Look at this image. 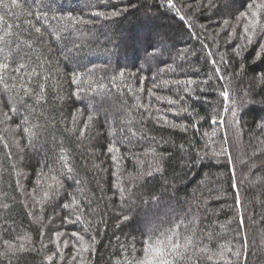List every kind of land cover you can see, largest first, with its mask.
Listing matches in <instances>:
<instances>
[{
	"label": "trees",
	"instance_id": "trees-1",
	"mask_svg": "<svg viewBox=\"0 0 264 264\" xmlns=\"http://www.w3.org/2000/svg\"><path fill=\"white\" fill-rule=\"evenodd\" d=\"M6 2L0 264H264V0Z\"/></svg>",
	"mask_w": 264,
	"mask_h": 264
},
{
	"label": "snow or ice",
	"instance_id": "snow-or-ice-1",
	"mask_svg": "<svg viewBox=\"0 0 264 264\" xmlns=\"http://www.w3.org/2000/svg\"><path fill=\"white\" fill-rule=\"evenodd\" d=\"M209 2H211V0H209ZM11 6L12 7H19V5L17 4V0H11ZM169 6L171 7H175L174 4H172V0H169ZM10 5L9 3L6 2V0H0V8H9ZM255 11H252L250 13L251 17H252V20L249 21V24L247 27H245L244 31H245V39L247 40L248 43H251L253 38L255 37V29L257 28L258 25H260V20H259V16H260V9H264V3H261V4H258V5H255ZM94 15H98V16H101V17H104L105 19H110L114 16H118L120 15V12L119 11H113V12H109V13H104V12H96L94 13ZM249 14H245V18L247 19V16ZM0 19H3V17H0ZM61 19H65L63 17H61ZM68 21H72L74 24H87L89 23V21L87 20H84L82 18H79V17H72V16H68L66 18ZM225 24H227V21H225ZM261 27V31H264V25H260ZM35 31L37 33L40 32V28L37 27L35 29ZM252 33V35H249V33ZM4 39V37L0 36V41H2ZM246 46V45H245ZM237 55H239V52H237ZM22 67V66H21ZM7 68V64L5 63H0V73H2L4 70H6ZM17 71H19V69H17ZM224 95V98L225 100L228 99V94L227 92L223 93ZM158 99H160L158 97ZM170 103H175L174 101H169ZM187 109H184V111H186ZM233 115H235V113H233ZM89 121H91L92 117L89 116ZM175 126V125H173ZM26 131H31L30 129H27ZM223 151V149H222ZM150 174V173H149ZM65 207H68V205H65ZM125 219H127V217H125ZM240 223H243V221H240ZM59 235V234H58ZM78 239L81 240V242H83V237H78ZM67 242H65L66 244ZM162 242L161 241H157L156 242V247L155 249L152 248V246L150 245L149 246V251H156V252H159L160 251V248H159V245L161 244ZM20 249L22 250L23 249V245L20 246ZM8 250L9 251H16V248L14 245H11L9 244L8 245ZM236 255H239V252L236 253ZM164 264H167V261H164Z\"/></svg>",
	"mask_w": 264,
	"mask_h": 264
}]
</instances>
